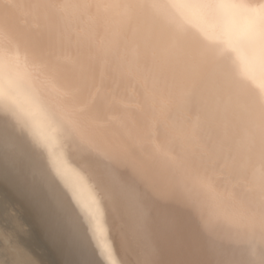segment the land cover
<instances>
[{
    "label": "bare ground",
    "instance_id": "obj_1",
    "mask_svg": "<svg viewBox=\"0 0 264 264\" xmlns=\"http://www.w3.org/2000/svg\"><path fill=\"white\" fill-rule=\"evenodd\" d=\"M0 264H264V0H0Z\"/></svg>",
    "mask_w": 264,
    "mask_h": 264
}]
</instances>
